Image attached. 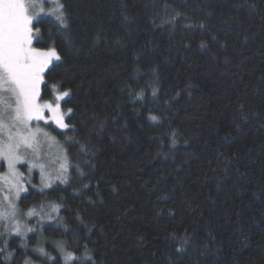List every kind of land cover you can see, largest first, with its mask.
Returning a JSON list of instances; mask_svg holds the SVG:
<instances>
[{"label":"trees","instance_id":"obj_1","mask_svg":"<svg viewBox=\"0 0 264 264\" xmlns=\"http://www.w3.org/2000/svg\"><path fill=\"white\" fill-rule=\"evenodd\" d=\"M60 2L71 31L41 18L34 47L63 55L46 82L72 89L62 110L85 122L87 151L41 123L65 149L68 183L41 191L36 172L19 206L62 223L45 220L26 250L0 237L14 252L0 264H64L54 241L80 258L71 264H264V0Z\"/></svg>","mask_w":264,"mask_h":264},{"label":"snow or ice","instance_id":"obj_2","mask_svg":"<svg viewBox=\"0 0 264 264\" xmlns=\"http://www.w3.org/2000/svg\"><path fill=\"white\" fill-rule=\"evenodd\" d=\"M52 3L54 6L46 11L44 0H40L39 9L33 11L32 0H0V172L3 171L4 166L7 167V172L0 175V181L7 185V193L0 199V225H3L4 229L0 232V237L5 233L9 236L14 234L20 237V247L25 250L28 247V233L36 232L43 237L45 220L52 222L55 218L51 213L42 215L35 208L29 209L26 215L28 217L38 216L36 223L39 228L28 226L26 222L22 223L18 218L19 209L16 201L20 199L22 192L28 193L29 188L23 182V173L17 165L28 164L29 173L33 168L39 167L40 183L43 186L41 191L44 188H52L53 179L59 181L60 184H67L69 167L67 157H65V162L60 164L59 171L53 178L45 171L43 164L25 160L26 153L23 150L32 149L34 156L38 158L37 135L43 133L45 137L55 139L40 126L42 122L52 128L58 136L64 138L67 149H73L76 146L75 150L79 152L87 151L86 145L80 142V137L85 134L81 132V127L85 126V122L78 120L73 108L68 107L66 111L62 110V101L65 104L72 102L74 96L72 89L59 80L52 84L46 82V74L51 78L58 67H63V55L54 46L50 47L40 42L38 46H33V30L35 28L36 33L39 34V24L44 22L38 19L41 16L54 17L61 34L71 31V16L66 4L61 3L60 0H52ZM34 21L37 23L34 24ZM200 27L202 28L203 25ZM201 47L205 45L202 44ZM49 94H54V101L45 99ZM156 94L154 89L152 95L156 96ZM176 95L178 97L179 93ZM142 98L143 93L141 92L136 99ZM238 107L242 109L243 104L238 103ZM149 119L157 122L158 118L150 115ZM78 123L81 127H78ZM99 127L102 131L103 125ZM96 134L99 135V132ZM174 143L175 140H173ZM75 167L79 172V164ZM80 175L83 176L84 173L80 172ZM28 182L31 183L30 180ZM32 187L36 185L32 184ZM84 187L87 188L88 185L85 184ZM0 191L3 189L0 188ZM12 193L14 195H11ZM58 211V206L52 207V212ZM61 223L62 221L55 220L52 230L54 231ZM65 231H67L66 227ZM178 239L180 246L176 251L183 252L186 250L184 245L188 243V238ZM53 243L61 254L64 264H71L80 259L73 252L65 250V241H54ZM33 251L41 256H47L49 261L56 259L43 247H37ZM87 252L88 249L85 246V256L91 260ZM0 253L3 254L2 259L5 262L12 260L14 252L8 250L7 239L3 240ZM23 264H32V261L25 258Z\"/></svg>","mask_w":264,"mask_h":264},{"label":"rangeland","instance_id":"obj_3","mask_svg":"<svg viewBox=\"0 0 264 264\" xmlns=\"http://www.w3.org/2000/svg\"><path fill=\"white\" fill-rule=\"evenodd\" d=\"M40 7V0H32V10L33 11H37ZM44 7H45V10H49L51 7H52V1H49V0H44ZM44 17H49V16H41L40 18L38 19H41V18H44ZM36 21H34L35 23ZM33 35H34V41H35V29L33 30ZM33 46H34V43H33ZM42 123V122H41ZM41 125V124H40ZM41 140L43 139V142L42 143H39L38 144V151H39V156L38 158H36L32 152V149H24L23 151L26 153L25 155V160H33V162H36L38 164H43L44 167H45V171L47 173H50V174H55L56 172L59 171V168L60 166L58 167L57 163L58 161L60 160L62 163L65 162V155L62 151V148H60L57 144V142L53 139H50L48 137H45L43 135V133H39L37 135V141L38 140ZM41 142V141H40ZM22 166H25L26 169H28L29 165L28 164H24V165H17L18 169L23 173L22 171ZM7 172V167L4 166L3 167V171L0 172V175H3L4 173ZM38 172L39 173V177H40V169L39 167L37 168H33L31 173H28V175H25L23 173V182L25 183V185L27 186V183H29L28 181L30 180L31 181V176L32 174ZM54 181V179H53ZM39 183H40V179H39ZM40 187L39 188H42L43 186L39 185ZM38 187V185H37ZM0 188L3 189V191H0V199L3 198V195L7 193V185H4L2 181H0ZM44 189H47V188H44ZM25 193H21L20 194V197L22 195H24ZM11 195H14V193H12ZM20 200V199H19ZM19 200L16 201V204H17V207L19 209L18 213H17V216L18 218L21 220L22 223H29L31 220L33 219H36V221L39 219L38 216H33V217H28L26 215V213L28 212L27 211H23L22 208H20L19 206ZM44 210V209H43ZM46 211H49V210H44L43 212H39L43 215V213H45ZM38 212V211H37ZM29 226V224H28ZM4 229H3V225H0V232H3ZM30 233H28L29 235ZM5 238H11V237H17L15 236L14 234L9 236L7 233L4 234ZM20 238V237H19Z\"/></svg>","mask_w":264,"mask_h":264}]
</instances>
